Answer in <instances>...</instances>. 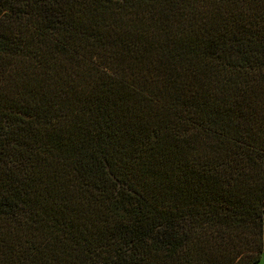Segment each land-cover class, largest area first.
Segmentation results:
<instances>
[{
    "label": "trees",
    "instance_id": "trees-1",
    "mask_svg": "<svg viewBox=\"0 0 264 264\" xmlns=\"http://www.w3.org/2000/svg\"><path fill=\"white\" fill-rule=\"evenodd\" d=\"M264 0H0V264H259Z\"/></svg>",
    "mask_w": 264,
    "mask_h": 264
},
{
    "label": "rangeland",
    "instance_id": "rangeland-1",
    "mask_svg": "<svg viewBox=\"0 0 264 264\" xmlns=\"http://www.w3.org/2000/svg\"><path fill=\"white\" fill-rule=\"evenodd\" d=\"M259 264H264V226H263V254Z\"/></svg>",
    "mask_w": 264,
    "mask_h": 264
}]
</instances>
